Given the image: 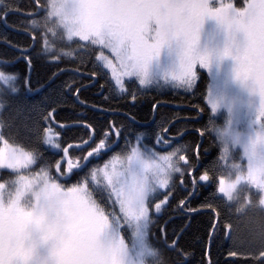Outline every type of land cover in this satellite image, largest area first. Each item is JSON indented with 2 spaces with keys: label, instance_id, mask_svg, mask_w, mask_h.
Listing matches in <instances>:
<instances>
[{
  "label": "snow or ice",
  "instance_id": "6c2138e0",
  "mask_svg": "<svg viewBox=\"0 0 264 264\" xmlns=\"http://www.w3.org/2000/svg\"><path fill=\"white\" fill-rule=\"evenodd\" d=\"M39 6L40 0H34L37 11L33 16L39 17ZM45 8L46 13H54L62 19L69 35L78 38L81 51L77 60L81 66L96 51V45L110 49L115 55L109 59L101 51L98 58L101 64L94 65L87 74L77 69V75L83 78L81 81L73 80L66 86L53 87L59 73L49 77L48 91L42 103L33 106L36 112L33 129L39 123L43 128V139L61 149L60 152H49L45 157L19 148H9L7 152L0 150V168L16 173L15 180L0 182V264H35L36 247L41 238L52 243L47 264H132V250L140 257L155 256L159 252L166 264H190L189 255L182 249L180 241L185 230L192 226L194 216L198 217L197 225L207 234V239L201 240V246H218L222 232L230 225L220 220L219 212L214 215L202 213L200 208L191 206V198L205 182L212 183L215 163L203 169L202 174L191 175L201 172L202 154L190 145L181 144L171 152L159 155L147 146L141 150L140 137H137V146L123 159L113 157L102 169L96 167L87 171L85 166L71 174L62 170L57 157L64 151L61 143H67L68 134L74 127L82 129L88 138L80 146L73 145L74 150L79 151L91 147L92 150L83 157L88 164L92 163L88 157L100 154L115 138L127 142L129 128L138 124L136 116L131 112L123 114L127 126L109 123L100 116L106 112L120 115L118 110L102 107L99 103L88 104L81 96L92 89H99L100 93L107 90L109 95H104L101 103L110 104L119 91L126 94L124 100L130 102L132 108L137 107L141 99L138 93L147 92L154 86L145 78L149 62L173 40L180 45V66L173 73L176 82L171 85L194 88L197 79L194 67L210 61V53L198 48L201 26L209 16L215 17L227 30L229 42L222 55H232L237 60V77L250 82L252 91L261 97L259 118L264 119V0H248L247 6L239 9L232 5L213 8L210 0H52ZM153 21L158 27L155 40L150 43L146 34ZM42 27L37 19H31V32L36 34L32 37V46L17 49L27 53L18 59L27 65L29 74L37 71V65L51 67L62 62V58L52 54L47 43L43 42L41 47ZM48 56L52 57L51 63L46 61ZM14 64L15 60L5 61L4 70H0V109L13 93L18 92L16 84L22 82L18 80V74L10 71ZM105 67L111 70L112 79L108 78ZM97 77L105 79L106 86L100 84ZM126 77L134 78L130 81L133 85L138 80V86L127 87ZM69 100L88 109L90 114H76L72 125L61 126L57 119L58 109ZM209 103L214 111L215 102L209 100ZM151 114H156L154 107ZM85 120H92L96 128ZM49 125H55L64 133L65 139L61 143H55ZM142 126L145 132L141 135H155L160 142L161 137L148 121ZM161 131L165 130L161 128ZM34 134L37 135L35 131ZM190 149L192 156L180 154ZM207 151L205 148L204 152ZM33 165L40 170L31 178L19 174V170ZM186 176L189 177L187 182L182 179ZM250 179L260 190L259 205L264 209L261 200L264 175L252 172ZM177 190L185 193V198L179 199L175 207L186 220L178 231L173 230L169 243L168 234L160 227V216L167 213L170 197ZM227 191L221 178L219 192ZM201 207L213 209V204L206 198ZM158 227L160 235L155 236L153 229ZM259 240L264 245V232ZM261 257V264H264V253ZM201 264H204L203 260ZM207 264H215V261L209 258Z\"/></svg>",
  "mask_w": 264,
  "mask_h": 264
},
{
  "label": "trees",
  "instance_id": "16d2710c",
  "mask_svg": "<svg viewBox=\"0 0 264 264\" xmlns=\"http://www.w3.org/2000/svg\"><path fill=\"white\" fill-rule=\"evenodd\" d=\"M232 1L238 8H243L248 0ZM48 2L49 0H40L39 17L46 14L45 6ZM36 11L34 0H2L0 2V70H4L5 61L15 60L10 71L18 74V80L22 81L16 84L18 92L13 93L12 97L6 101L4 108L0 109V135L4 141L12 146L24 149L29 153H41L47 157L49 152H60L61 149L47 144L46 140L43 139V128L39 123L33 129L36 120V112L33 106L42 103L45 93L48 91L49 77H52L54 73H59V75L55 78L53 87L62 84L66 86L73 80L81 81L83 78L77 75V69L87 74L94 65H98L97 56L100 47L94 46L96 51L84 62L83 66L77 58L73 60L62 59V62L53 64L51 67L37 65V71L29 74L27 65L23 60L18 59L27 53L22 50L17 51V49L32 46V37L36 34L31 32L30 21L39 18L32 15ZM42 46L43 41L41 42ZM46 61L51 63L52 57H46ZM97 79L100 84L106 86L105 79L99 77ZM24 81H30V83ZM130 81H126L127 87L135 88L138 86L137 81L135 85L131 84ZM83 82L89 83L87 80H83ZM209 84L210 76L208 73L204 69H197L194 88H156L152 86L147 92L138 93L141 99L135 108L131 107L130 102L124 100L126 95L124 93L117 91L111 103L104 104L101 103L102 97L109 95V92L105 90L100 93L99 89H92L87 95L81 96V99L88 104L99 103L102 107L112 108L120 112V115L106 112L100 116L101 120L106 119L109 123H116L117 125L124 123L127 126L128 122L123 114L131 112L136 116L138 124L129 128L130 134L127 142L115 138V141L103 149L100 154L95 157H88V160L92 161L91 164L83 159L87 156V152L92 150L91 147L86 151L74 150L73 148V145L80 146L82 141L88 140L82 129L74 127L68 134L67 143H61L65 139L64 133L58 130L55 125H49L52 133L56 135L58 143H61V147L64 149L61 155L57 157V162L61 164L62 170L69 174L71 171H79L85 166H87V171L96 167L102 169L105 164L113 160V157L124 158L130 154L137 142V137H140L143 146L153 147L165 153L171 152L173 148L181 144L190 145L201 152L202 156L200 160L201 172L191 173V170L189 171L191 175L202 174L203 169L210 168L218 159V148L214 145L208 132L209 122L223 123L225 119L222 115L215 114L207 102ZM29 88L32 89L31 92L28 91ZM65 91H67V87H65ZM153 107L156 112L155 115L151 114ZM58 111L60 115L57 119L61 126L72 125L76 114H90L88 109L71 100L64 103ZM40 119L43 120V116ZM145 121H148L155 132L159 134L160 142H157L155 135H141L145 132L142 126ZM84 122L93 123L92 120H85ZM95 128L96 125L93 123V129ZM161 128L165 131H161ZM34 131L37 133L36 136ZM45 131H47V127ZM205 148L208 149L206 153L204 152ZM180 154L193 155L191 149L187 153L181 152ZM39 170L33 165L24 170L23 173L33 175ZM15 178L16 173L14 171L0 168V182H10ZM182 179L187 182L189 177L186 176ZM219 179V175H214L212 183L205 182L198 194L191 198V206L200 208L202 213L212 212L214 215V212H219L220 220L230 227H226L222 232L218 246L202 247L201 240H206L207 234L197 225L198 217L194 216L192 226L185 230L183 239L180 241L181 247L189 255L190 264H201L202 260L204 264H207L209 258L215 261V264H261V253H264V245H261L259 240L261 233L264 232V209L259 205L261 194L256 190L246 188L245 196L242 198L243 202H231L219 194ZM183 198H185L183 190L174 191L173 196L170 197L167 213L160 216V227L164 228L168 234L169 243H171L173 230L178 231L186 220L184 214L175 207L179 199ZM206 198L213 204V209L201 207ZM241 208L242 210H237ZM164 221H167V224ZM153 233L155 236H159L160 228H154ZM167 255L173 256L174 253H167Z\"/></svg>",
  "mask_w": 264,
  "mask_h": 264
},
{
  "label": "rangeland",
  "instance_id": "374dc122",
  "mask_svg": "<svg viewBox=\"0 0 264 264\" xmlns=\"http://www.w3.org/2000/svg\"><path fill=\"white\" fill-rule=\"evenodd\" d=\"M210 2H211V7L213 8L221 7V6L226 7L228 5H232L234 8H238L233 3L232 0H210ZM247 2L244 7L247 6ZM157 27L158 25H156L154 21L151 22L150 30L146 34L147 39L149 40L150 43L155 40V29ZM201 34L202 35L204 34L208 38H214L216 41V45L220 47V52L217 61L211 58L208 64L206 65L197 64L194 67V71L196 72V74H197V69H204L210 76L207 102L211 107V109H212V104L209 103V100L215 102L216 108L213 112L217 115H222L225 118L223 123L231 124L233 128L239 129L245 135L250 136L262 124H264V119L259 118V109H260L261 101H259L256 104V103H252V101L248 98L249 91L246 89V84L242 79L237 77V72H236L237 60L236 63L235 61L232 60L235 57L232 55H227V56L222 55L223 50L227 45L228 32L225 29V27L222 26L215 17L209 16L205 18L201 26L200 35ZM97 46L100 47L99 45ZM101 51H103L104 54L109 57V59H111L115 55L114 53L111 52L110 49H103L100 47V51L97 56L98 64H101V61L98 59ZM179 66H180V46L173 47L171 41L165 44L161 48L159 55L155 56L149 62V65L146 70L145 78L149 79L151 84L154 86L179 87V86L171 85L176 82L173 73L178 71ZM104 71H106L108 73L109 78L112 79L111 70L105 67ZM133 79L134 78L132 77L125 78L126 81L129 80L132 81ZM112 82L114 84V80ZM247 86L251 91L252 95L253 94L257 95L252 91L250 84ZM51 135L56 138V135L54 133L51 132ZM3 141L4 140L0 141V150H4L5 152H7L9 148H18L10 145V143L9 144L4 143ZM55 143H58L57 138L55 139ZM139 145L141 146V150H143L144 146L141 144L140 139H139ZM51 146L54 147L53 145ZM136 146H137V142L135 143L133 148ZM148 148L158 153L159 155L166 154L165 152L160 151L159 149H155L153 147H148ZM21 150L27 152L24 149ZM119 166L120 164L119 162H117V167ZM28 167L30 166H26L25 168L19 170V174L31 178L33 175H25L23 173V171L26 170ZM2 169H6V168H2ZM220 180L221 177L219 179V186H220ZM219 186H218V192H219ZM246 188H251L260 193V190L257 189L255 186L249 185ZM162 191H166V190H162ZM219 194L227 199L226 193L219 192ZM27 206L31 207V204H28ZM118 207L119 206L117 204L116 205L117 210ZM45 242L49 246V248L52 249L51 241H45ZM49 256L50 254L47 253L39 255L35 259V264H47V260Z\"/></svg>",
  "mask_w": 264,
  "mask_h": 264
},
{
  "label": "clouds",
  "instance_id": "9594fccd",
  "mask_svg": "<svg viewBox=\"0 0 264 264\" xmlns=\"http://www.w3.org/2000/svg\"><path fill=\"white\" fill-rule=\"evenodd\" d=\"M52 0H49V4ZM43 27L42 40L47 43L54 56L73 60L81 51L77 37L69 35L67 26L54 13H46L36 18ZM214 145L218 148V159L213 168V174L219 175L228 188L226 192L229 201L243 202L245 188L254 186L250 173L264 175V125H261L250 136L241 130L233 128L231 124L211 122L208 128ZM264 201V196L261 197ZM132 264H166L162 254L140 257L135 250L130 252Z\"/></svg>",
  "mask_w": 264,
  "mask_h": 264
},
{
  "label": "flooded vegetation",
  "instance_id": "af4514ba",
  "mask_svg": "<svg viewBox=\"0 0 264 264\" xmlns=\"http://www.w3.org/2000/svg\"><path fill=\"white\" fill-rule=\"evenodd\" d=\"M204 35V34H203ZM202 34L200 35V39L198 42V48L201 51H206L208 53H210V59H214L215 61L218 60V56H219V52H220V47H218L216 45V41L214 38H208L207 36H203ZM228 35V34H227ZM229 42V36H228V40H227V44ZM172 45L173 47H179V43L175 40L172 41ZM233 61H235L236 63V59L233 58ZM232 61V62H233ZM246 84V89L249 91L248 92V98L252 101V103H258L259 101H261V97L257 94V95H252L251 91L249 90L248 86L250 84V82H245ZM50 254L51 253V248H49V246L46 244V242L41 238L39 239L38 243H37V247H36V254H35V259L41 255V254Z\"/></svg>",
  "mask_w": 264,
  "mask_h": 264
}]
</instances>
